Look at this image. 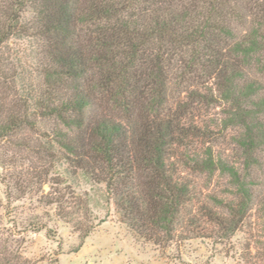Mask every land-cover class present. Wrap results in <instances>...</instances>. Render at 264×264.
Masks as SVG:
<instances>
[{
	"label": "trees",
	"instance_id": "1",
	"mask_svg": "<svg viewBox=\"0 0 264 264\" xmlns=\"http://www.w3.org/2000/svg\"><path fill=\"white\" fill-rule=\"evenodd\" d=\"M254 72L264 75V0H0V169L15 166L11 149L33 154L29 171L0 174L6 203L39 195L83 240L79 175L157 246L228 237L264 156ZM1 208L0 264H32L13 230L1 235Z\"/></svg>",
	"mask_w": 264,
	"mask_h": 264
},
{
	"label": "rangeland",
	"instance_id": "2",
	"mask_svg": "<svg viewBox=\"0 0 264 264\" xmlns=\"http://www.w3.org/2000/svg\"><path fill=\"white\" fill-rule=\"evenodd\" d=\"M11 44L9 47L13 50H24L26 55H32L30 49L36 51L29 42ZM27 63L31 65L34 59L27 57L23 64ZM254 76L264 86V75L256 73ZM32 156L29 151L11 149L4 157H12L15 166L0 169V174L8 178L29 171L28 159ZM253 180L256 183L253 205L234 233L228 237L212 235L175 240L165 246L144 240L122 223L113 204L106 202L104 186L88 182L79 175L70 185L72 192L82 200L90 196V214L78 219L82 231L91 230L83 240L71 224L56 216L54 205L47 206L39 201V195L7 204L4 186L0 183L1 217L5 229L1 235L6 237V230H13L23 258L32 264H264V156L260 168L253 172ZM218 183L223 186L222 180ZM47 189L44 185L35 190ZM29 219L45 227L40 231L23 232L20 226H13L14 220L21 224Z\"/></svg>",
	"mask_w": 264,
	"mask_h": 264
}]
</instances>
